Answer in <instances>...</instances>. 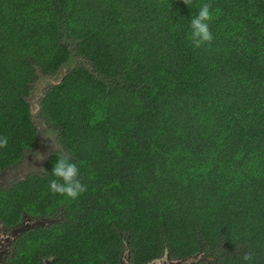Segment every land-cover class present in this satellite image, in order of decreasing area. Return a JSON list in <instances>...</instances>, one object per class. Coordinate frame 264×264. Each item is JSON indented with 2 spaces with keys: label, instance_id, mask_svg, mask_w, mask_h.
<instances>
[{
  "label": "trees",
  "instance_id": "trees-1",
  "mask_svg": "<svg viewBox=\"0 0 264 264\" xmlns=\"http://www.w3.org/2000/svg\"><path fill=\"white\" fill-rule=\"evenodd\" d=\"M36 121L87 191H50L62 152L0 191L8 227L57 219L14 264H264V0H0V171L37 149Z\"/></svg>",
  "mask_w": 264,
  "mask_h": 264
},
{
  "label": "clouds",
  "instance_id": "clouds-1",
  "mask_svg": "<svg viewBox=\"0 0 264 264\" xmlns=\"http://www.w3.org/2000/svg\"><path fill=\"white\" fill-rule=\"evenodd\" d=\"M183 3L191 7L193 5V0H183ZM197 7L199 11L198 14L191 19L190 33L187 38L192 46L199 49L205 45L210 46L215 37L210 28V23L213 20L211 11L212 5L210 3H203L198 4ZM35 123L37 129H47L44 124L37 121ZM7 144V137H0V148L7 147ZM40 158L43 159L42 156ZM51 171L55 178L49 182V189L53 194H58L74 201L87 191V186L81 179L80 168L69 154L61 153L53 164ZM242 260L247 262V264H252L254 254L246 252Z\"/></svg>",
  "mask_w": 264,
  "mask_h": 264
},
{
  "label": "flooded vegetation",
  "instance_id": "flooded-vegetation-1",
  "mask_svg": "<svg viewBox=\"0 0 264 264\" xmlns=\"http://www.w3.org/2000/svg\"><path fill=\"white\" fill-rule=\"evenodd\" d=\"M45 86H46L45 80L41 79L40 80V90L38 91L39 94L40 92H42V89ZM39 131H42V130L39 129ZM45 134L46 135L43 138L42 137L40 138L39 136V142L37 145V149L26 151L23 155L22 160L17 165L0 171V174H2V176H0V191H2L5 188H9L13 183L16 182L15 180H11L7 178L9 174L19 172V174L22 175V174H25L28 169L30 170L36 169V167L34 166V163L36 162V158L41 155L42 146H50L53 143H58L57 134L49 131V129L47 130V132L45 131ZM54 137L56 138L55 141H53ZM43 167H42V171H43ZM29 177L30 175L28 176V178ZM41 220H45V219L30 218L24 215L21 221L17 225H13L11 227H8L5 223H3L0 220V264H14L15 262L13 261V259H17L21 257L22 246L19 245V242L26 235V232L32 231L35 229V226H33V224ZM33 221L34 223H31ZM34 257L36 260H29L31 264H53V260H54L53 257H47L46 253L38 252L37 255H34ZM24 264H28V262ZM120 264H124V262ZM126 264H130V263L127 262Z\"/></svg>",
  "mask_w": 264,
  "mask_h": 264
},
{
  "label": "water",
  "instance_id": "water-1",
  "mask_svg": "<svg viewBox=\"0 0 264 264\" xmlns=\"http://www.w3.org/2000/svg\"><path fill=\"white\" fill-rule=\"evenodd\" d=\"M41 130H42V132L39 133V136L43 138L46 135L44 131H47V129L43 128ZM55 140H56V138L54 137L53 141H55ZM41 150H42L41 155L36 158V162L34 163V166L36 167L35 170L28 169L27 172L25 174H22V175L19 174V172L18 173H12V174H9L7 176V178L11 179V180H15L17 182L19 180L28 178L29 175L31 176L33 174L42 172V167H43L44 163L51 157V155L54 152L65 153L63 147L58 143H53L50 146H42ZM41 156L43 157V159L40 158ZM0 176H2V174H0ZM20 176H22V177H20ZM56 222H57V219H55V218L54 219H45V220L35 222L33 224V226H35V227L45 226L46 224H53ZM169 263L170 262H166V264H169Z\"/></svg>",
  "mask_w": 264,
  "mask_h": 264
},
{
  "label": "rangeland",
  "instance_id": "rangeland-1",
  "mask_svg": "<svg viewBox=\"0 0 264 264\" xmlns=\"http://www.w3.org/2000/svg\"><path fill=\"white\" fill-rule=\"evenodd\" d=\"M59 79L57 78V77H49V78H46L45 79V85L47 86L48 84H50V83H52V82H57ZM31 106H32V112H34V114H36V112H37V106L35 105V102H31ZM42 131H40V133H41ZM45 132V131H44ZM47 132V131H46ZM46 163V162H45ZM43 172V171H42ZM42 172H39V173H42ZM37 174V173H36ZM29 223V222H28ZM31 223H34V221L33 222H31ZM125 256L126 257H124V259L121 261V263H123L124 262V264H126L128 261H129V258H128V251L125 253ZM167 260V258H166V256L165 257H163L162 259H160V260H157V261H155V262H152V263H150V264H166V261ZM126 262V263H125Z\"/></svg>",
  "mask_w": 264,
  "mask_h": 264
}]
</instances>
